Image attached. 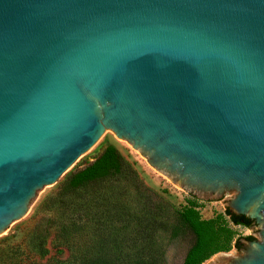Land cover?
Returning <instances> with one entry per match:
<instances>
[{
	"label": "water",
	"instance_id": "water-1",
	"mask_svg": "<svg viewBox=\"0 0 264 264\" xmlns=\"http://www.w3.org/2000/svg\"><path fill=\"white\" fill-rule=\"evenodd\" d=\"M112 132L228 208L264 264V0H0V236Z\"/></svg>",
	"mask_w": 264,
	"mask_h": 264
},
{
	"label": "rangeland",
	"instance_id": "rangeland-1",
	"mask_svg": "<svg viewBox=\"0 0 264 264\" xmlns=\"http://www.w3.org/2000/svg\"><path fill=\"white\" fill-rule=\"evenodd\" d=\"M107 144H114L131 162L123 172L90 181L78 188L68 186L69 177L99 155ZM235 193L209 197L182 188L168 176L159 174L146 158L137 155L112 132L98 142L64 172L55 188L40 191L27 214L0 236V262L15 264L20 257L35 253L31 240L41 241L46 219L55 234L68 226L76 243L77 261L94 264H183L193 243L189 233L176 229L180 213L190 205L203 219L218 217L230 228L226 250L212 254L202 264H224L245 253L246 236L261 240L260 228L235 224L226 214ZM240 240V247L235 242ZM58 241V240H57ZM56 243V240L53 241ZM50 254L56 247L48 244ZM59 253L65 258L68 252Z\"/></svg>",
	"mask_w": 264,
	"mask_h": 264
},
{
	"label": "trees",
	"instance_id": "trees-1",
	"mask_svg": "<svg viewBox=\"0 0 264 264\" xmlns=\"http://www.w3.org/2000/svg\"><path fill=\"white\" fill-rule=\"evenodd\" d=\"M130 163L114 144H107L92 162L69 177L68 186L78 188L90 181L119 174ZM226 214L235 224H243L247 227L254 225V219L244 214H238L230 208L226 209ZM49 222L50 218H47L41 241L38 242V238L34 240V237L31 240V247L35 253L25 258L20 257L15 264H94L88 261H77L79 254L74 247L76 246L75 241L71 240L68 233V226H62L60 232L55 234L51 230ZM176 229L181 233H189L193 237V243L187 251L183 264H202L212 254L226 250L232 237L231 229L219 224L218 217L203 219L194 205L181 211L180 222ZM246 239L253 240L255 238L248 235ZM54 240L56 243L53 242ZM48 244L56 247L55 253L50 254ZM235 244L240 247V240H236ZM63 247L66 248L68 255L65 258H60L58 255L64 252ZM0 264L3 263L0 262Z\"/></svg>",
	"mask_w": 264,
	"mask_h": 264
},
{
	"label": "flooded vegetation",
	"instance_id": "flooded-vegetation-1",
	"mask_svg": "<svg viewBox=\"0 0 264 264\" xmlns=\"http://www.w3.org/2000/svg\"><path fill=\"white\" fill-rule=\"evenodd\" d=\"M254 224H256V221L254 220ZM253 226V225H252Z\"/></svg>",
	"mask_w": 264,
	"mask_h": 264
}]
</instances>
